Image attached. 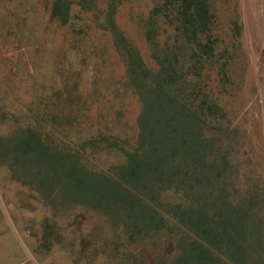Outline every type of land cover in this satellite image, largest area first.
Instances as JSON below:
<instances>
[{
	"label": "trees",
	"instance_id": "16d2710c",
	"mask_svg": "<svg viewBox=\"0 0 264 264\" xmlns=\"http://www.w3.org/2000/svg\"><path fill=\"white\" fill-rule=\"evenodd\" d=\"M120 3L44 0V8L76 56L84 60L96 52L101 63L117 59L120 86L135 104L130 137L120 140L100 130L86 141L70 138L87 112L78 102V84L71 82L80 73L61 69L64 76L53 91L43 84L35 104L7 109L0 169L55 212L82 208L106 217L109 229L138 245L141 255L154 236L172 242L170 257L151 264H264V198L255 190L232 195V143L216 125L224 108L196 80L204 61L215 60L207 35L214 16L210 1L153 0L142 20L147 58L117 22ZM171 30L170 43L160 39ZM100 36L105 44L91 43ZM187 46L190 65L181 58ZM217 71L226 75L224 64ZM99 150L122 161L95 169L88 156ZM148 258L143 256L150 264Z\"/></svg>",
	"mask_w": 264,
	"mask_h": 264
},
{
	"label": "rangeland",
	"instance_id": "374dc122",
	"mask_svg": "<svg viewBox=\"0 0 264 264\" xmlns=\"http://www.w3.org/2000/svg\"><path fill=\"white\" fill-rule=\"evenodd\" d=\"M209 1L214 16L207 35L215 60L204 61L196 80L224 108L225 117L216 125L226 130L232 143L230 170L236 176L232 195L255 190L264 198V0ZM152 5L153 0H121L116 16L146 58L149 52L142 20ZM160 26H166L163 20ZM62 34V29L48 21L44 0H0V134L10 124L7 109L35 104L42 85L53 91L64 76L61 69L65 75L70 69L80 73L71 82L78 84V102L83 101L87 112L83 123L72 127L70 138L86 141L100 130L120 140L129 138L135 104L120 86L122 67L117 59L107 56L101 63L102 58L91 52L83 60L61 41ZM159 37L170 43L173 31ZM100 42L105 44L106 36L91 43ZM84 43L85 51L89 41ZM183 52L181 58L190 65L192 50L187 46ZM221 64L224 76L217 71ZM88 159L95 169L105 171L122 161L117 153L106 150L89 154ZM118 235L99 213L68 207L55 212L36 203L32 194L0 169V264L27 260L30 264H147L143 256L148 255L151 264L167 260L173 251L172 242L154 236L145 243L147 253L141 255L138 245Z\"/></svg>",
	"mask_w": 264,
	"mask_h": 264
},
{
	"label": "built area",
	"instance_id": "2783aa9c",
	"mask_svg": "<svg viewBox=\"0 0 264 264\" xmlns=\"http://www.w3.org/2000/svg\"><path fill=\"white\" fill-rule=\"evenodd\" d=\"M20 264H30V263H29V261L27 260V261L22 262V263H20Z\"/></svg>",
	"mask_w": 264,
	"mask_h": 264
}]
</instances>
